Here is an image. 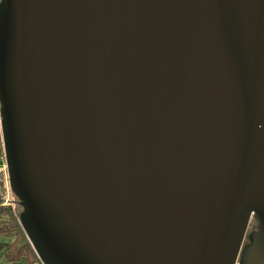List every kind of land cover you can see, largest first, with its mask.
I'll list each match as a JSON object with an SVG mask.
<instances>
[{
  "label": "water",
  "instance_id": "obj_1",
  "mask_svg": "<svg viewBox=\"0 0 264 264\" xmlns=\"http://www.w3.org/2000/svg\"><path fill=\"white\" fill-rule=\"evenodd\" d=\"M0 11L1 142L27 238L45 200L70 264H245L252 217L264 243V0Z\"/></svg>",
  "mask_w": 264,
  "mask_h": 264
},
{
  "label": "rangeland",
  "instance_id": "obj_2",
  "mask_svg": "<svg viewBox=\"0 0 264 264\" xmlns=\"http://www.w3.org/2000/svg\"><path fill=\"white\" fill-rule=\"evenodd\" d=\"M5 16L3 12L0 11V41L2 40L3 32L5 28L3 24L5 23ZM4 139L3 142L5 144V153L7 156H10L12 146H14L13 142V133L10 128L6 126L3 127ZM1 147H2V142ZM3 156V152L1 157ZM4 157L0 160V179L4 185V195L6 192V171L4 170ZM12 191L16 193V185L13 181H11ZM18 192V191H17ZM13 195V194H12ZM14 199V197H13ZM15 200V199H14ZM10 207V206H9ZM15 214V204L13 207H10ZM20 211V210H19ZM21 212V211H20ZM19 212V213H20ZM28 212L33 214L32 225L33 229L29 230L28 239L32 243L33 249L37 256H39L44 264H70L69 257L66 255L64 246L65 245V235L61 232L59 223L56 224V218L58 213L55 211L52 204L48 203L45 200H41L40 203H35L30 200ZM20 216L22 214H19ZM16 216H18L16 214ZM250 222L248 224V228L254 223ZM247 229V228H246ZM243 253L241 254L242 262L252 264H264V243L258 240L257 243H246L243 245ZM255 252V257L254 256ZM3 262V259L0 260V263Z\"/></svg>",
  "mask_w": 264,
  "mask_h": 264
},
{
  "label": "trees",
  "instance_id": "obj_3",
  "mask_svg": "<svg viewBox=\"0 0 264 264\" xmlns=\"http://www.w3.org/2000/svg\"><path fill=\"white\" fill-rule=\"evenodd\" d=\"M1 141V137H0ZM3 152V147L0 143V155ZM15 199V214L9 205L2 204L4 198V185L0 179V260L3 262L0 264H30L36 260L33 250L31 248L28 238L17 221L21 208ZM20 210V211H19ZM16 214L18 216H16ZM254 223V219H251ZM255 224L247 227L245 231V242L248 241V235ZM253 226V227H252ZM247 233V234H246Z\"/></svg>",
  "mask_w": 264,
  "mask_h": 264
},
{
  "label": "built area",
  "instance_id": "obj_4",
  "mask_svg": "<svg viewBox=\"0 0 264 264\" xmlns=\"http://www.w3.org/2000/svg\"><path fill=\"white\" fill-rule=\"evenodd\" d=\"M2 166L4 167V170H5V161H4V165H2ZM6 185H7V180H6ZM7 186L8 187H6V192H5L2 204L7 205V206L9 205L10 207H13V205L15 204V200L13 199V195H12V192H11V190L9 188V185H7ZM17 221H18V223H19V225L21 227V224H20V221H19V217L17 218ZM28 242H30V241L28 240ZM30 245H31V248L33 250L34 256H36V260L33 261L30 264H44L42 262V260L40 259V257L36 255L31 242H30ZM9 264H12V263L10 262Z\"/></svg>",
  "mask_w": 264,
  "mask_h": 264
},
{
  "label": "flooded vegetation",
  "instance_id": "obj_5",
  "mask_svg": "<svg viewBox=\"0 0 264 264\" xmlns=\"http://www.w3.org/2000/svg\"><path fill=\"white\" fill-rule=\"evenodd\" d=\"M252 218H253V217H252ZM252 218H251V219H252ZM254 224H255V225H254V227L252 226L253 228H252V230L250 231V233H251L253 230L256 229V224H257V221H256V220L254 221ZM246 234H247V233H246ZM245 241H246V240L243 239V241H242V246L245 245L246 243H249L248 241H247V242H245Z\"/></svg>",
  "mask_w": 264,
  "mask_h": 264
},
{
  "label": "crops",
  "instance_id": "obj_6",
  "mask_svg": "<svg viewBox=\"0 0 264 264\" xmlns=\"http://www.w3.org/2000/svg\"><path fill=\"white\" fill-rule=\"evenodd\" d=\"M0 137H1V133H0ZM1 158H2V157H1V155H0V160H1Z\"/></svg>",
  "mask_w": 264,
  "mask_h": 264
}]
</instances>
